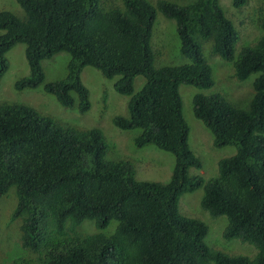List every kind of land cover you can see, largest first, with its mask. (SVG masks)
<instances>
[{
    "label": "trees",
    "instance_id": "1",
    "mask_svg": "<svg viewBox=\"0 0 264 264\" xmlns=\"http://www.w3.org/2000/svg\"><path fill=\"white\" fill-rule=\"evenodd\" d=\"M122 2L123 9L113 7ZM248 0H230L235 9ZM22 18L0 12V79L5 55L25 46L29 75L16 90L43 83L41 62L69 54L64 79L44 85L64 108L81 114L90 109L89 91L81 81L85 67L106 79L119 77L116 93L129 97L127 116H117L120 131H137L136 148L153 145L174 157L169 182L136 181L130 162L107 160L109 143L99 129L61 126L26 105H0V199L11 188L17 200L20 245L28 251L15 264H264V16L257 40L235 54L241 33L219 6V0H16ZM111 4V7H106ZM107 8V9H106ZM160 13L175 24L181 66L155 69L151 36ZM232 65L239 82L256 74L254 95L238 109L220 95L195 94L192 112L211 133L216 148L235 147L218 162L215 177L190 175L201 169L188 146L189 127L182 113L181 85L210 89L212 69L203 54ZM142 88L134 93L136 77ZM203 187L201 208L225 217L223 239H238L257 249L251 259L210 248L208 227L180 215L181 195ZM93 222L97 233L78 231ZM117 222L114 232L104 234Z\"/></svg>",
    "mask_w": 264,
    "mask_h": 264
},
{
    "label": "rangeland",
    "instance_id": "2",
    "mask_svg": "<svg viewBox=\"0 0 264 264\" xmlns=\"http://www.w3.org/2000/svg\"><path fill=\"white\" fill-rule=\"evenodd\" d=\"M155 5L159 0H146ZM178 6L186 4V0H167ZM219 6L225 16L241 33L235 54L244 46L253 44L261 30L257 25L259 15L264 16V0H248L244 7L235 9L230 0H219ZM111 7V4L106 6ZM113 7L123 9L122 2ZM106 8V9H107ZM0 12H9L22 18L24 12L16 0H0ZM151 47L154 52L153 66L155 69L167 66H181L188 60L180 53V42L172 20L157 13L154 22ZM25 46L15 45L6 55L7 69L0 79V105L15 104L32 107L39 114L51 117L61 126L79 130L99 129L109 143L107 160H123L131 163L136 181L165 184L171 179L174 167V157L168 152L153 145L142 148L134 147L132 139L137 131H120L113 125L117 116H127V101L129 97L115 92L113 86L119 77L106 79L92 68L85 67L81 72V81L89 91L90 109L79 113L76 108H64L58 104L53 95L44 91V85L62 80L67 75V64L70 56L60 52L52 58L41 62L43 83L35 89L16 90L15 83L29 75V67L25 58ZM203 54L207 64L212 69L214 85L210 89L199 90L192 86L181 85L179 93L182 99L183 117L189 127L188 146L201 162V169H190L189 174L200 175L206 181L217 174L218 162L235 154V147L216 148L212 144L209 130L197 120L192 112V99L195 94L220 95L238 109H246L254 91L253 82L256 74L245 81L239 82L231 77L232 65L210 54V43L203 46ZM144 84L143 77H136L133 83L134 93ZM204 194L203 187L191 193L181 195L178 202L180 215L202 221L208 227L205 237L206 244L219 252L228 255H242L253 259L257 249L238 239L226 241L223 232L227 225L225 217H212L200 206ZM17 200L14 188L0 199V264H15L21 257L28 258V251L20 245L19 221L12 220ZM117 222L112 221L102 231L106 235L114 232ZM78 231L85 234H95L97 229L93 222L84 221Z\"/></svg>",
    "mask_w": 264,
    "mask_h": 264
}]
</instances>
